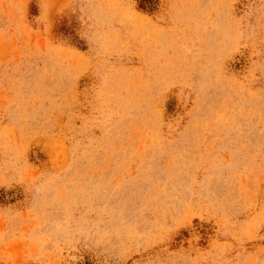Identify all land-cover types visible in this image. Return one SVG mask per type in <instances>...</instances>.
Masks as SVG:
<instances>
[{
  "label": "rangeland",
  "instance_id": "374dc122",
  "mask_svg": "<svg viewBox=\"0 0 264 264\" xmlns=\"http://www.w3.org/2000/svg\"><path fill=\"white\" fill-rule=\"evenodd\" d=\"M0 0V264H264V0Z\"/></svg>",
  "mask_w": 264,
  "mask_h": 264
},
{
  "label": "trees",
  "instance_id": "16d2710c",
  "mask_svg": "<svg viewBox=\"0 0 264 264\" xmlns=\"http://www.w3.org/2000/svg\"><path fill=\"white\" fill-rule=\"evenodd\" d=\"M155 0H140L139 7L142 9L152 10Z\"/></svg>",
  "mask_w": 264,
  "mask_h": 264
}]
</instances>
